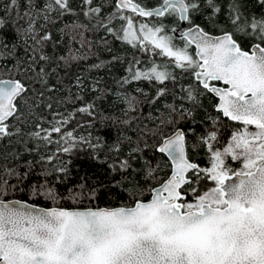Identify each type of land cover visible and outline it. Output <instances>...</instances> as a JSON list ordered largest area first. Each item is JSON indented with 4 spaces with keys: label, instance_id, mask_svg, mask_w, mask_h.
<instances>
[{
    "label": "snow or ice",
    "instance_id": "obj_1",
    "mask_svg": "<svg viewBox=\"0 0 264 264\" xmlns=\"http://www.w3.org/2000/svg\"><path fill=\"white\" fill-rule=\"evenodd\" d=\"M83 2L89 6L86 16L100 15L101 8L92 6L93 0ZM258 2L264 4V0ZM26 3L29 10L19 17L26 20V27L13 29L0 16V60H12L16 67L22 61L16 56L17 43L9 46L8 32L14 39L25 38V43L28 39L34 41L38 48L32 49L30 58L35 59L39 51V60L46 61L49 57L43 54V46L52 36L40 35L36 20L42 15L48 21L53 11L60 15L72 12L69 0H46L40 12L34 10L33 0H26ZM17 5L18 0H8L9 8L15 9ZM163 5L153 12L146 11L133 0H119L117 9L121 12L130 9L142 17L174 14L189 25L188 31L180 34L186 42L185 47H176L172 37L161 35L163 27L140 24L137 29L133 20L124 16L119 17L126 21L120 38L133 47L147 42L159 49V54L171 58L177 68L189 72L205 92L218 97L217 111L242 124L243 130L232 135L223 151L213 148L212 142L217 139L215 132L202 138L211 153L210 168H200L188 159L183 130L162 137L156 151L171 160L172 173L159 187L149 190L151 198L148 201L136 199L143 194L139 187L133 185L129 189L125 186L123 190L134 200L128 207L85 211L25 210L24 205L16 208L2 199L11 186L7 181L0 183V264H264V47L261 46L264 44V17L249 19L241 11L240 0H230L227 19L233 31L212 36L195 21L209 9L207 18L214 24L213 17L222 12L218 0H163ZM237 33L258 38L260 43L242 48L234 38ZM193 45L194 54L188 51ZM24 71L34 72L35 82L46 84L47 73L43 68L37 71L29 65ZM128 71L130 80L164 84L172 78L169 72L159 70V66L147 71H133L132 68ZM26 79L0 78V140L20 133L13 123L22 120L28 106L30 87ZM220 84L223 86H218ZM165 91L160 89L158 96H163ZM199 94L194 95L189 90L186 98L198 105ZM125 100L134 111L135 97H125ZM89 107L91 105L80 111L88 112ZM172 112L176 109L172 108ZM183 115L181 113V118ZM173 122L168 119L161 124ZM248 126H254L255 131H249ZM42 131L43 135L41 131L30 135L50 142L52 134L60 133L61 128L53 125ZM67 136L71 137V133ZM63 150L69 151L68 148ZM224 157L242 162V169L234 173L237 182L226 183L233 175L225 166ZM120 169L129 173L122 177L129 181L136 171L128 160L120 164ZM189 172L195 179H200L203 173L215 186L202 194H197L195 188L181 191L185 185L195 182L188 176ZM153 173L154 170L148 169L144 179L152 177ZM189 191L194 202L186 198ZM44 194L34 187L33 195ZM46 194L54 198L51 190Z\"/></svg>",
    "mask_w": 264,
    "mask_h": 264
},
{
    "label": "trees",
    "instance_id": "obj_2",
    "mask_svg": "<svg viewBox=\"0 0 264 264\" xmlns=\"http://www.w3.org/2000/svg\"><path fill=\"white\" fill-rule=\"evenodd\" d=\"M134 1L144 8H154L163 0ZM33 2L34 10L40 12L46 0ZM116 2L93 0L92 6L101 8L99 16H86L89 6L83 0H69L72 12L60 15L53 11L48 21L41 15L36 20V28L40 35L52 36L43 46V54L49 57L46 61L39 60V51L35 59L30 58L32 49L38 48L34 41L28 39L25 43V38L14 39L11 32L7 33L9 46L17 43L16 56L22 64L16 67L12 60H0V78L27 77L25 82L29 84L30 93L22 120L13 123V127H19V135L0 140V183L7 181L11 186L3 200L67 209L132 206L134 200L123 190L125 186L129 189L133 185L139 187L143 194L136 199L148 201L151 198L149 190L162 184L171 173L167 157L156 151L162 137L183 129L188 157L200 168L211 166V156L202 138L215 132L218 142L226 143L230 139L234 124L215 110L216 98L205 92L189 72L177 68L171 58L159 54L160 50L151 45L142 47L137 43L133 47L120 38L126 21L119 17L124 16L151 24L156 21L174 40L183 42L171 33L178 17L167 13L162 18L143 19L134 13L119 11ZM229 2L218 0L222 12L213 17L214 24L208 21L209 9H205L195 23L214 35L233 31L227 19ZM240 3L245 17H264V4L258 0H240ZM28 10L26 0H18L15 9L8 7V0H0V16L13 29L27 26L26 20L19 17ZM234 37L245 49L254 42L260 43L252 36L237 33ZM191 48L194 51L193 46ZM29 65L37 71L44 69L46 84L36 83L34 72L24 71ZM153 65L171 69L172 78L164 84L130 80L129 68L147 71ZM162 88L166 91L158 96ZM189 90L194 95L200 93L198 105L186 98ZM125 97H135L134 111L129 109ZM152 100L155 102L150 103ZM89 105L88 112L80 111ZM172 108L176 109L175 113ZM168 119L174 122L161 124ZM53 125L60 126L61 132L53 133L50 142L30 135L36 131L43 135L42 130L51 129ZM64 148L69 151L65 152ZM133 148L140 151L133 152ZM125 160L136 169L130 181L122 179L129 174L120 169ZM148 169L154 170L153 176L144 179ZM234 169L231 173L237 171V167ZM188 176L195 182L185 185L182 191L195 188L197 194H202L214 184L203 173L200 179L192 177V173ZM34 187L45 194L33 195ZM48 190L54 193V198L47 196ZM186 198L194 202L191 191Z\"/></svg>",
    "mask_w": 264,
    "mask_h": 264
},
{
    "label": "water",
    "instance_id": "obj_3",
    "mask_svg": "<svg viewBox=\"0 0 264 264\" xmlns=\"http://www.w3.org/2000/svg\"><path fill=\"white\" fill-rule=\"evenodd\" d=\"M118 3H119V0H117V2H116V4L118 5ZM133 3H136V4H138L136 1H134L133 0ZM139 5V4H138ZM140 6V5H139ZM141 8H142V6H140ZM162 7H164V5H163V3L160 5V6H158V7H155V8H152V9H145V8H143V9H145L146 11H153V12H155L157 9H160V8H162ZM124 11H126V12H130V13H133L130 9H127V10H124ZM134 14H136V13H134ZM137 15V14H136ZM137 16H139V15H137ZM139 17H141V18H143V19H150V18H152V17H157V18H160V17H163V16H156V15H153L152 17H142V16H139ZM179 19V18H178ZM180 21V20H179ZM186 27H187V22H185V21H180V29H182V30H184V29H186ZM180 29H177V28H175L173 31H172V33H173V35L176 37V38H178V39H182L181 38V35H180ZM185 31H188V29L187 30H185ZM184 31V32H185ZM210 34V33H209ZM210 35H212V36H220V35H223V34H220V35H214V34H210ZM262 46V45H261ZM263 47V46H262ZM193 48H194V51H195V46L193 45ZM213 96H215L214 94H213ZM216 97V96H215ZM217 99H218V97H216ZM216 110H217V107H216ZM177 130H183V129H177ZM176 130V131H177ZM175 131V132H176ZM184 131V130H183ZM174 132V133H175ZM173 133V134H174ZM172 135V134H171ZM186 136V135H185ZM186 140H187V138H186ZM188 153V152H187ZM163 155H165V154H163ZM166 156V155H165ZM167 157V156H166ZM167 159H168V157H167ZM188 159H189V157H188ZM190 160V159H189ZM168 161L170 162V164H171V173H172V170H173V165H172V162H171V160L170 159H168ZM191 161V160H190ZM191 162H193V161H191ZM194 163V162H193ZM197 164V163H196ZM198 165V164H197ZM171 173L169 174V176H168V178L170 177V175H171ZM189 173H191V172H189ZM188 173V174H189ZM230 175H233V179L232 180H229V181H227L226 183H228V184H231V183H233V182H237L236 181V178H235V176H234V173H231ZM167 178V179H168ZM166 179V180H167ZM165 180V181H166ZM164 181V182H165ZM163 182V183H164ZM162 183V184H163ZM161 185V184H160ZM159 185V186H160ZM159 186H157V187H159ZM185 187V186H184ZM156 188V187H155ZM183 189V188H182ZM182 189H181V191H182ZM6 203H11V204H13V206L14 207H16V208H20V206L21 205H24L25 206V210H37V211H40V210H44V211H49V210H51L52 208H58V209H64V210H80V211H85V210H89V209H92V210H97V209H109V208H88V209H67V208H59V207H51V208H46V207H41V206H37V205H34V204H31V203H28V202H26V201H21V200H4ZM16 202H18V203H16ZM110 209H114V208H110Z\"/></svg>",
    "mask_w": 264,
    "mask_h": 264
},
{
    "label": "rangeland",
    "instance_id": "obj_4",
    "mask_svg": "<svg viewBox=\"0 0 264 264\" xmlns=\"http://www.w3.org/2000/svg\"><path fill=\"white\" fill-rule=\"evenodd\" d=\"M156 21H154L153 22V24H151V23H148V22H143V21H139V20H133V23H134V26L138 29L139 27V25L140 24H147L149 27H151V28H156V27H162L161 25H157V23L158 22H156V25H154V23H155ZM125 23V25H124V27H126V22H124ZM171 33H172V29H171ZM161 35H168V33L166 32V31H164V32H162L161 33ZM168 36H170V37H172V43L176 46V47H179V48H182V47H185V43L186 42H177L176 40H174V37L170 34V35H168ZM140 44V43H139ZM141 45V44H140ZM150 44H148L147 42H144L141 46L142 47H146V46H149ZM152 46V45H151ZM188 51L190 52V53H193L194 54V51L192 50V48H191V46L190 47H188ZM153 66H157V65H153ZM152 66V67H153ZM151 68V67H150ZM149 68V69H150ZM148 69V70H149ZM159 70H162V71H167V72H169L170 74L172 73V70L171 69H169V68H167V67H159ZM6 79H10V78H6ZM243 130V129H242ZM241 129H235V130H233L232 131V133H231V137H232V135H234L236 132H238V131H242ZM249 130V129H248ZM250 131V130H249ZM251 131H254V130H251ZM211 133H209L208 135H210ZM207 135V136H208ZM206 136V137H207ZM216 137H217V134H216ZM231 137H230V139L226 142V143H224V142H222V140H221V142H218L219 140H218V137H217V139H216V141H213L212 143H213V148L215 149V150H220V151H223V148L224 147H226L227 146V144L228 143H230L231 142ZM210 154V156H211V153H209ZM224 159H225V166L228 168V169H231V171L232 170H235L234 169V167H237V171L236 172H238V171H240L241 169H242V162L240 161V160H232L230 157H224ZM211 167V166H210ZM209 167V168H210ZM231 167H233V169L231 168ZM231 173V172H230ZM214 183V182H213ZM215 185L213 184L210 188H212V187H214Z\"/></svg>",
    "mask_w": 264,
    "mask_h": 264
},
{
    "label": "flooded vegetation",
    "instance_id": "obj_5",
    "mask_svg": "<svg viewBox=\"0 0 264 264\" xmlns=\"http://www.w3.org/2000/svg\"><path fill=\"white\" fill-rule=\"evenodd\" d=\"M162 3H163V1H162ZM175 28H177V29H180V21H178L177 23H176V25L172 28V31L175 29ZM187 29H189V25L187 24V27H186V29H184V30H182V29H180V34L182 33V32H184L185 30H187ZM224 33V32H223ZM223 33H220V34H223ZM220 34H215V35H220ZM235 38V37H234ZM178 39V38H177ZM179 40H182V39H179ZM255 43H258V42H254V43H252L251 45H250V47L252 46V45H254ZM263 46V45H262ZM242 47V46H241ZM249 47V48H250ZM264 47V46H263ZM243 48V47H242ZM248 49V48H247ZM195 52V51H194ZM215 83V82H214ZM218 86H223L222 84H220V85H218ZM210 94H212V93H210ZM213 95V94H212ZM215 97V96H214ZM216 98V97H215ZM216 100H217V102H216V104H215V110H216V106H217V104H218V99L216 98ZM217 111V110H216ZM220 114H221V116H222V118L223 119H225L227 122H231V123H233L234 124V130L235 129H243L244 128V126L242 125V124H240L239 122H236V121H233V120H231V119H229L228 117H225V116H223V114L221 113V112H219ZM179 129H181V128H179ZM248 129L251 131V130H254L255 131V128H254V126H248ZM232 133V132H231ZM186 135V134H185ZM187 138V137H186ZM187 141V140H186Z\"/></svg>",
    "mask_w": 264,
    "mask_h": 264
},
{
    "label": "bare ground",
    "instance_id": "obj_6",
    "mask_svg": "<svg viewBox=\"0 0 264 264\" xmlns=\"http://www.w3.org/2000/svg\"><path fill=\"white\" fill-rule=\"evenodd\" d=\"M139 4V3H138ZM117 5V4H116ZM140 5V4H139ZM141 6V5H140ZM160 6V5H159ZM158 7V6H157ZM142 8H144V7H142ZM155 8V7H154ZM145 9H152V8H145ZM188 148V147H187Z\"/></svg>",
    "mask_w": 264,
    "mask_h": 264
}]
</instances>
